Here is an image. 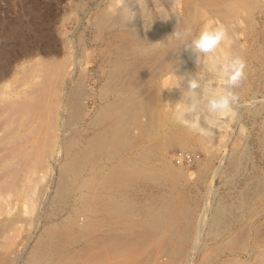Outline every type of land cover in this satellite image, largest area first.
Segmentation results:
<instances>
[{
    "label": "rangeland",
    "instance_id": "obj_1",
    "mask_svg": "<svg viewBox=\"0 0 264 264\" xmlns=\"http://www.w3.org/2000/svg\"><path fill=\"white\" fill-rule=\"evenodd\" d=\"M114 1L117 2L116 6H119L123 3L126 4L127 9L131 14L130 19L132 22H134L136 31L139 36H142H140L141 38L146 41L156 40L158 43L160 41L168 43L162 48L159 45L158 47H155V50L157 49L156 53L158 52L157 56L156 54H154L155 56L153 57L137 56V58L139 57V60L135 55L132 56L129 54L127 56L128 58H125L126 61H123V67H116L118 68L117 70L119 73H116L115 79L109 82V85L107 86L105 85L106 74H108L107 72L112 73L116 72L117 70L115 71V68L112 69L110 66L111 62L106 60L101 61V59H103L101 58L102 56L99 55V50L102 48L100 43L101 35L97 33V28L95 29V26L99 12L102 13L105 9H108L110 5L108 6L107 3H114ZM114 1L0 0V61H4L5 64L9 61L14 63V55L17 54V52H19L23 46H27L28 41L30 43L33 42L35 45L40 44V48L45 46L46 43V45L50 46L51 43H54L56 39V41L60 42L62 39H65L68 36L67 39L71 40V43H74L75 45V69L72 81L67 82V91H69L70 87L74 85V79L75 82H77L79 79H82V76L84 79L82 80L85 82L86 86L85 95L80 101L84 106L83 110L85 112L83 111V117L77 122H73L69 117V113L72 109L71 101H65L66 108L64 117L68 118V122L70 120L71 121L69 124L63 127V133L59 135V153L53 158L52 166L50 168L45 167V169L42 166L43 162L39 164L38 161L35 165L36 169L34 171H25L27 172L26 177H28L24 183L21 182L22 184H17L15 180V184H17L19 188L21 187L19 191H16L13 186L7 187V185H5L6 182H3L4 179L5 181L8 180V178L7 180L4 178L8 176L6 175V171L8 174V169H11V171L14 170L16 172H14L16 175H18V173L21 174L23 167L25 166V161L28 162L29 158L27 160L22 159L21 162L19 161L18 163L15 162L16 164L14 163L12 166H10L9 163V168H7V162L4 166L0 165V224L3 228L0 229V252H3L2 254L0 253V264H48L49 261V264H111V262L114 263L116 260V264H126L127 259L131 256H138V259L142 260L147 255L149 257L151 253H155V257L153 256V259H157L159 257L157 263L161 264L162 262H166V260L170 257L169 253L172 254V251L177 245L180 244L179 242H181V244L183 243L182 245L185 247V250L188 248L184 256L186 257L188 254L189 257L191 255L193 257L189 264H263L264 0H259L258 4H251L252 6H246L243 4V2H239V0ZM237 2L239 4H237ZM165 9H168V11L172 13V15H170L167 20H163L166 19V16L161 15L162 10ZM217 22L222 23L227 28L229 36L232 39V46L225 48V46L221 45V47L218 48L217 52L215 53V58L219 59L225 55L235 54V56L238 55L245 61V76L240 81L239 85L233 89V91H235L239 96V104L234 106L235 114L225 117L223 126L219 130L214 131V134L207 137L208 139L206 146H204L205 148L202 145H198L197 143L193 142L192 140L188 141L187 144L183 146L181 143L171 140L172 137L162 134L164 133L165 129L162 130L159 127L157 128L156 125H154V127H150L152 124L149 117L147 116L148 114L146 107L144 106V104L148 105L147 98L143 96L147 95L149 98L148 101H151L157 97V91L161 87L160 84L163 82L164 84L166 83V86L171 84L169 83V79L173 77V74L170 66L173 63V59L178 57L183 67V72L182 74H179V79L182 81L184 91L180 93L181 90L178 89L180 98L178 96L177 101L181 103L185 102L189 106L193 107V111L187 113L186 118L191 119L197 115H200L201 109L203 107L201 89L197 88L195 90H190L188 88V80L198 77H208L215 79L218 87L223 86V83L222 81L216 79L213 73L206 72L204 65L199 62L197 64L195 54L184 45L186 43H190L191 40L196 35H198L204 27H215ZM175 29L181 33H185L186 29H190V31L186 32L182 39H177L171 35ZM28 33L30 38H27L26 36ZM60 33L61 35H59ZM95 34L98 35L97 38ZM153 34L154 36H152ZM62 36H64V38ZM42 37L45 38L43 39ZM47 38L50 39L48 40ZM162 52L165 53V55ZM147 57L153 59H148ZM211 60V56L204 58V64H207ZM125 63L127 65H125ZM84 73L86 74L84 75ZM120 75L122 76L121 78L119 77ZM80 76L81 78H79ZM18 81L19 80L15 79L13 82L14 84L11 81L10 82L15 86ZM115 81H118L117 87H114L116 85ZM119 81L122 82V84ZM128 82H130V84ZM12 84L8 88L12 87ZM130 86L131 89H129ZM123 87L125 89L120 90ZM103 89L108 91V93ZM111 89H113V91ZM119 90L122 94L126 93L124 95L126 99L131 97L135 98L134 103L125 105L122 112L123 114L120 118L121 122L119 121L120 124H122L121 132L126 134V142L123 141L121 144L120 155L122 159H127V162L129 161L128 167L131 169L130 174L127 176L129 179L126 177L127 182L121 186V189L126 192L122 198L125 199L126 196L129 197L135 206L137 205L136 207H144L150 203L159 205V203L169 200L174 202V204L177 203L176 207L178 209H183L186 211L184 212L180 210V215L178 214L179 217L177 216L178 221L176 219L172 220L173 222L171 223L173 224L171 227L169 226V228L162 230L164 232L161 233H165V236L164 234L160 235L161 239L160 237H158L159 239L157 238L159 242L154 240L156 243L155 246H157L155 247L153 245L154 243L148 245V248L146 247L144 250L148 251V253L143 251L141 254H139L140 256L136 252H139L138 249L142 248L135 247V249H130L128 247L129 245L123 246L119 251H112L111 254L104 252L106 250L104 245L97 246L100 249L93 247L92 250L94 251L86 250L85 248V244L88 243L89 245V243H92L91 240L93 239H90L91 236L93 238L95 235L100 234V228L96 230L90 229L85 223L87 220L89 221V219L91 220L96 216L98 217L102 215L101 205L96 202H99V198L101 199L100 195L104 194L105 190L103 182H101L103 185H101V183H97L95 187L93 184V180L95 178L93 173L98 167L99 169L103 167L101 164L107 168L108 166L110 167L112 162H114L113 157L111 156L109 158L99 153H96L95 156L94 150H92L94 151L93 154L91 150H89L90 153H87L89 152L88 149L90 148L89 142L97 128L103 126L104 123L110 124L108 121L109 118L107 117H111V115L104 116L102 112L109 101H111L113 98V92ZM136 92L139 93L137 94ZM129 93L132 94L129 95ZM140 93L142 94L141 97ZM155 93H157V95H155ZM134 94L135 96H133ZM172 104L173 103H170L169 106L171 107ZM172 108L173 107H171V109ZM103 118L108 120H101ZM99 120L104 123L100 122ZM111 120L112 119H110V121ZM201 123L203 125V119H201ZM144 125H146V128H150V133L152 134L150 137H147L145 133L140 130L145 128ZM126 129L129 130L128 133ZM164 135L167 138L164 137ZM89 136L91 138H89ZM62 137H65V140ZM87 138L89 139V142L87 141ZM68 139L72 141L71 153H73V157H75V159L81 158L80 160L82 161V166L79 170L80 177L77 174L76 181H74V174H71L72 171L67 173V179L64 181H61V176L59 174L61 165L64 163V161H67V159L70 161L71 159V155H68L67 152H64L66 151L64 143H66ZM137 142L139 144H137ZM85 145L88 146L86 147ZM143 148H145L144 151H141ZM6 149V147L0 146V162L4 159V157H6ZM79 152H82L81 155ZM88 154H90V157L92 155L94 156L90 158ZM136 154L138 155L137 158ZM96 158L100 161L102 160L100 164H98L100 161L95 162L97 160ZM134 158L141 159L135 161ZM84 160L87 162L86 165H84ZM88 160L90 162H88ZM140 160L143 162H139ZM93 162L94 164H92ZM140 163L142 165H140ZM137 165L139 166L137 167ZM132 166L135 167L132 168ZM155 166H157V169ZM172 166L176 171H179L184 175L179 179H175L174 176L171 178V175H169L170 172L166 174L167 172L164 170H166L165 167L171 168ZM91 167L93 170H91ZM151 167L154 169L153 173L149 175L150 173H147L148 171L145 170L151 169ZM160 167H163V170L160 169ZM143 168H145V170ZM89 171L91 172V175H89ZM163 171L166 173L163 174ZM82 179H87V181L90 182H85L83 186ZM64 183H66L67 188L64 187V190L61 192V186ZM160 194L161 196H159ZM166 194L168 195L167 198ZM179 198L182 199L183 202H180L182 200ZM184 201L188 204H186ZM90 203L93 205H90ZM261 203L263 204L261 205ZM94 204H96V206ZM86 207L88 208L86 209ZM259 210L261 212H259ZM254 212L256 213L255 215ZM181 215H183V217ZM141 216L142 215L137 212L134 215V218L140 219ZM185 216L186 219H183ZM187 218L189 221L192 220V222L196 225V229L197 227L200 228L201 226V235L199 233L197 240H194L196 243L193 244L192 240L190 242V238L189 241H176V239L180 238L178 233L183 232V229L186 230V222L188 221ZM8 221L9 225H7ZM198 221L200 222L198 223ZM176 224L177 226H175ZM82 226L87 228L84 233L82 232ZM49 229H53V235H48L47 231ZM94 231L96 233H94ZM168 232H174V235L173 233L170 235ZM169 235L171 237H169ZM254 235H256V238ZM238 236L242 239L245 237L244 239L246 242L242 240L241 244L245 245L244 248L246 249L244 251L246 252H243L242 249L238 248V241L241 240ZM233 237H236V240H233ZM49 238L51 239L49 241H53L52 244L46 240ZM252 240L254 242H252ZM42 241L44 243L49 242L48 248L45 247V250L47 251L48 249V251L45 253H43L39 248ZM256 241H258V246ZM251 243L253 244L251 245ZM161 244H167L166 246L168 249L164 245L163 248ZM232 244H236V246H233ZM193 245H196L195 251H192L194 249H191L193 248ZM171 246L174 248L172 249ZM227 247L232 248L228 249ZM233 247L238 250L233 249ZM162 251L166 254H164ZM259 251H261L262 254ZM99 252L101 254H97ZM247 252L249 258L246 255ZM102 254L104 256L101 257ZM236 257H238V259ZM259 258L262 261H260ZM205 260L207 262H205ZM100 261L102 263H100ZM157 263L154 260L153 264Z\"/></svg>",
    "mask_w": 264,
    "mask_h": 264
},
{
    "label": "bare ground",
    "instance_id": "obj_2",
    "mask_svg": "<svg viewBox=\"0 0 264 264\" xmlns=\"http://www.w3.org/2000/svg\"><path fill=\"white\" fill-rule=\"evenodd\" d=\"M112 1H114V0H112ZM118 1L120 2V0H118ZM234 1H236V0H234ZM240 1H241V3L243 2V4H245L246 6H248V5L252 6L253 4L254 5L255 4H258V2H259V0H239V2ZM111 3L112 2H110V4H109V2L107 3V5L108 6L110 5V6L108 7V9H105L106 11L104 10L105 12L104 11L102 13L99 12V15H98L97 21H96V26H95V29L97 28V33L99 35H101V37H100V43L102 45V48H100V50H99L100 51L99 55H101L102 56L101 58H103V59H101V61L102 60H104V61L106 60L108 62H111V65L110 66L112 67V69L115 68V71H116L119 67H121V68L123 67V65H122L124 63L123 61L125 60V58L129 54L132 55V56L135 55L136 58H137V56H141V57L142 56L143 57L144 56H150V57H153V56H155L154 54H156V56H157V53L158 52L156 53V50L157 49L155 50V47H158V45L161 46V48L162 47H165L168 42L166 43L164 41H160L158 43L156 40H152L151 39L152 41H146L143 38H141L142 36L140 35L141 36L140 37L138 35L137 31H136V26L134 25V22H132V20L130 19L131 18V16H130L131 14H130L129 10L127 9L126 4L123 3V4L119 5V6L118 5L116 6L117 2L114 1V3H112V4ZM237 4H239V3L237 2ZM248 9H250V8H248ZM93 21H94V19H93ZM29 28H31V27H29ZM63 32H64V30H63ZM55 35H57V34H55ZM59 35H61V33ZM95 35H96V38H97L98 35L97 34H95ZM26 36L28 38L29 37V33ZM52 36H53V34H52ZM152 36H154V34ZM54 37H56V36H54ZM62 37L64 38V36H62ZM67 37L65 39H62V41H60L61 43L59 41H56L57 40L56 39L57 37H56L55 38L56 40H55L54 43L51 41L53 44L51 43V45L49 46V45H46L47 44L46 43L45 46L40 47V48H39L40 44L39 45H35L32 41H31L32 43H30L28 41V45L27 46H23V48L20 49L19 52H17V54L14 55V63H12V61H9V62H7L5 64L4 61L3 62L0 61V146H4V147L7 148L6 149L7 150L6 157H4V159L1 161L3 163L0 162V165L4 166L5 163L7 162L8 163V167L7 168H9L15 162L18 163L19 161L21 162L22 159L27 160L29 158L28 162L25 161V166L23 167V170H22V173L21 174L18 173V175H16L15 174L16 172L14 170L11 171V169L10 170L8 169V174H7V171H6V175H8V176L7 177H4V178H6V180L8 178V180L5 181V179H4L3 182L4 183L6 182L5 185H7V187L8 186H10V187L13 186L16 191H19L20 188H21V187L19 188V186L17 184L18 183H21V182L24 183L26 181V178L28 177V176L26 177L27 172L34 171L36 169L35 168V165L37 164L38 161H39L38 162L39 164L41 162H43V165L42 166L44 168L45 167L50 168L52 166V160H53V158L56 156V154L59 153L58 152V149H60V148L58 146V142H59V139L58 138H59V135L63 133L62 132L63 127H65L67 124H69V122L71 120L73 122L74 121L77 122L80 118L83 117L84 112H85L83 110L84 106L80 102L81 101V98H83V96L85 95V92H86V90H85V87L86 86H85V82L83 81L84 80L83 79V76L81 75L83 80L82 79H79V81L75 82V79H74V81H73L74 82V85L72 87H70L69 91H67V82L68 81L69 82L72 81L73 74H74V69H75V50H74V46L75 45H74V43H71V40L67 39ZM42 38L44 39L45 37H42ZM69 38H71V37H69ZM144 38H145V36H144ZM58 39H59V37H58ZM52 40H53V37H52ZM49 42H48V44H49ZM72 42H73V40H72ZM176 44H178V43H176ZM176 44H174V45H176ZM158 50H159V48H158ZM163 51H164V49H163ZM163 54L165 55V53H163ZM188 54H190V53H188ZM218 56H219V54H218ZM137 59H139V57ZM137 59H135V60H137ZM148 59H153V58H148ZM133 61H134V59H133ZM104 63H106V62H104ZM126 63H128V62H126ZM126 63H125V65H127ZM181 64L182 63H180V60L178 59V57L176 59H173V63L170 66V69L172 70V74H173V75L171 74L173 77H171L169 79L170 80L169 83H171V84L168 85V83H167L168 86H166L165 85L166 83L164 84V82L162 81L163 83L160 84L161 87L160 88L158 87L159 88V90L157 91L158 95H157V93H155V95H157L156 98L154 97L155 99H153L151 101H148L149 98L147 97V95H146L147 92L145 91L146 92V94H145L146 96H143V97H146L147 98V104H148V105L144 104V106L146 107V110H147V114H148V115L147 114L146 115L149 117V119L151 121V124L152 125H150V127H154V125H156L157 128L159 127L162 130L165 129L164 133H162V134H166L169 137H172L171 140L177 141L178 143H181L183 146L185 144H187L188 141L192 140L193 142L197 143L198 145H202L204 147L207 144V139L208 138L200 137L196 133L191 132L184 125H182L179 122H177L173 118V115H172V113L174 111V107H175L174 105L176 103H178V101H177L178 100L177 97L179 96V94H178L179 90L178 89L181 90L180 93H182L184 91V88H183V85H182V81L179 79V74H182V72H183V67H182ZM120 65H122V66H120ZM136 65H138V64H136ZM116 67H118V68H116ZM117 72L119 73L118 70L116 72H112V73L107 72L108 74H106V81H105L106 84L105 85L108 86L109 85V82H111L112 80L115 79ZM85 74L86 73H84V75ZM175 74L178 77L174 76ZM121 75L119 76L120 78L122 77ZM81 76L79 78H81ZM124 78H125V76H124ZM163 78H165V77H163ZM15 79L16 80H19V81H18V83L16 82L17 84L14 86L13 85L14 84L13 82H14ZM177 79H179L181 81L180 86L179 87L172 88L173 86L176 85ZM163 80L166 81L165 79H163ZM117 82H116V85L115 86L113 84L114 87H117L118 86L117 85ZM120 83L122 84V82H120ZM128 83L130 84V82H128ZM128 83H126V84H128ZM11 84H12V87L8 88ZM86 85H87V83H86ZM135 85H137V84H135ZM131 86H132V84H131ZM131 86H130L129 89H131ZM124 87L121 88L120 90L125 89ZM186 87H187V85H186ZM103 88H104V86H103ZM127 89H128V87H127ZM111 90L113 91V89H111ZM120 90L119 91H116V92H113L114 93L113 94V98L111 99V101H109V103L107 104V106L104 108V110L102 112V114L104 116L105 115L106 116L107 115H111V117H107V118H109V120L108 119H104V118L101 119L103 121L108 120L110 122V124L104 123V122H102V121L99 120L100 122L104 123L103 126H100L99 128H97V130L95 131L94 135L92 136V139H90V142H89V139L87 138V141L90 143V145L88 144L89 147H90L88 149V151L89 150H91V151L94 150L95 151V156H96V153L102 154L103 156H106V157H109V158L111 156V157H113L114 162H112V164L110 165V167L108 166L109 168L107 167L108 169L106 167H104L103 164H101L103 166V167H101V169H99V167H98L97 170H95V168H94L95 172L93 174H94L95 178L93 180L94 181L93 184L96 187V184L97 183L99 184V183L103 182V184L105 186V190H104V194L101 193L102 195H100L101 196V199L99 198V202H96L95 201L96 203H98L99 205H101V213H102V215H100L98 217L96 216V217H94L91 220L88 218L89 221L87 220V222L85 223L86 226L88 228H90V229H95L96 230V229H99L100 228L99 229L100 230V234L95 235L93 238L91 236L90 239H93V240H91L92 243H89V245H88V243L85 244L86 245L85 248H86V250H92L93 247L98 248L97 246L104 245L106 247V250L105 251L103 249L102 250L104 252H106V253L108 252V253L111 254L112 251H119L123 246L129 245L128 247L130 249L131 248H134L135 249V247L142 248V249H138L139 252L138 251L136 252L139 255V254H141L146 249V247L148 248V245H151V244L154 243L153 245L155 246L156 243L154 242V240L155 241H158L157 238L160 237V235H163L164 234V236H165V233H161V232H164L162 230H165V228H169V226L171 227V225L173 224V223H171V222H173L172 220H175V219L177 220L178 214L181 211H184V212H186V211L183 210V209H178L176 207V204L177 203L174 204V202L169 201V200L164 201L162 203H159V205L158 204L155 205V203H150L149 205H145L146 207L143 205L144 207L140 206L141 207L140 208V207H136L137 205L135 206V204L133 203V201L131 199H129V197L126 196L125 199L122 198L126 192H124L121 189V186H123V184L127 182V178H128L127 176L130 174L131 169H129L130 167H128V164H129L128 162L129 161L127 162L126 161L127 159L126 160L125 159H122L121 158V155H120L121 144H122L123 141H125V138H126V134H123L121 132V125L122 124H120V122H121L120 121V118H121V116L123 114L122 112H123V109H124L125 105H129L131 103H134V99L135 98H132L131 97V98L126 99L124 97V95L126 93L125 94H122L120 92ZM109 91H110V89H109ZM105 92L108 93V91H105ZM139 92H141V91H139ZM130 94H132V93H129V95ZM133 96H135V94ZM141 96H142V94L140 95V97ZM126 97H127V95H126ZM179 98H180V96H179ZM66 100H68V101L70 100L71 101V104H72V109H71V111L69 113V117H70L71 120L69 122H68V118L67 117H64L65 108H66L65 103L67 102ZM139 100H140V98H139ZM179 101H180V99H179ZM143 103H145V102H143ZM170 103H173L172 104L173 106L171 105V107H173L172 109L169 106ZM102 116H100V117H102ZM110 119H112V120L110 121ZM123 125H128V124H123ZM140 126H141V124H140ZM144 126H145V128H142L140 130H142L147 137H150L152 135L150 133L151 132L150 128L149 127L146 128V125H144ZM153 129H156V128H153ZM126 130H124V131H126ZM128 131L129 130H127V133H128ZM129 134H128V136H129ZM160 136H163V135H160ZM164 137H166V136L164 135ZM89 138H91V137L89 136ZM167 140H169V139H167ZM71 142L72 141L68 139L67 142L64 143L65 150H66L64 152L65 153L67 152L68 155H71L70 156L71 159H70V161L68 159H67V161L65 160L64 163L61 165V169H60V172H59V174L61 176V181H64V180L67 179L66 178L67 177L66 175H68L67 173H69L70 171H72L71 174L72 173L74 174L73 175L74 178H75V180L73 179L74 181H76L77 174L80 177L79 170H80V167L82 166V161L80 160L81 158L75 159V157H73V153H71V149H72L71 148L72 147V143ZM137 144H139V143L137 142ZM88 145H85V146L87 147ZM144 149L145 148H143V150H141V151H144ZM148 149H146V150H148ZM146 150H145V152H146ZM94 151H92V154H93ZM81 153H80V155H81ZM87 153H90V151L87 152ZM141 154H140V156H141ZM77 156H78V154H77ZM88 156L90 157V154H88ZM92 156H94V155H92ZM137 156L138 155L136 154V158H137ZM143 156H144V154H143ZM146 156H145V158H146ZM82 158H83V156H82ZM93 158H95V157H93ZM99 159H101V158H99ZM139 159H141V158H139ZM139 159H135V161L136 160H139ZM128 160H129V158H128ZM164 160H166V159H164ZM97 161H100V160L97 159L95 162H97ZM101 161L98 164H100ZM88 162H90V161L88 160ZM139 162H143V161L140 160ZM9 163H10V166H9ZM86 163L87 162L85 161V164L84 165H86ZM92 164H94V162ZM107 164H105V165H107ZM134 164H135V162H134ZM53 165H54V163H53ZM140 165H142V164L140 163ZM204 165H206V164H204ZM18 166H19V164H18ZM138 166L139 165H137V167ZM43 167H41V168H43ZM134 167L135 166H132V168H134ZM169 167H165L166 170H164V171H166L167 173L163 171V174L164 173L168 174L170 172L169 173V175H171L170 177L172 178V176H174L175 179L176 178L179 179V178H181L184 175V174H181V172L176 171L175 168H173V166L171 168H169ZM0 168H1V166H0ZM155 168L157 169V166H155ZM162 168L160 167V169H162ZM143 169L145 170V168H143ZM153 169L154 168L151 167V169H148V170L146 169L145 171H148L147 173H150L149 175H151V173H153ZM91 170H93V168ZM25 171H27V172H25ZM134 171H135V169H134ZM18 172H20V171H18ZM81 172H82V168H81ZM157 172H159V171H157ZM158 174H160V173H158ZM89 175H91V172H90ZM15 180H16L17 184H15L16 183ZM159 180H157V181H159ZM82 181H83L82 182L83 183V186H84L85 182H87V183L90 182V181H87V179H82ZM171 181H172V179H171ZM74 183H76V182H74ZM103 184L101 183V185H103ZM72 185H73V183H72ZM61 187H62L61 188V192H62L64 190V187L67 188L66 183H64ZM41 195H42V193H41ZM159 196H161V194ZM167 197H168V195L166 194V198ZM164 198H165V196H164ZM152 199H153V197H152ZM180 200H182V199H180ZM91 201H93V200H91ZM180 202H183V200L180 201ZM171 203H173V204H171ZM185 203L188 204L187 202H185ZM262 204L263 203H261V205ZM90 205H93V204L90 203ZM94 205L96 206V204H94ZM87 208L88 207H86V209ZM179 208H180V206H179ZM92 210H93V208H92ZM137 212L142 215L140 219L134 218V215ZM188 212H189V210H188ZM191 212H190V214H191ZM259 212H261V211L259 210ZM257 213H258V211H257ZM255 214L256 213L254 212V215ZM236 215H237V212H236ZM250 215H251V213H250ZM181 216L183 217V215H181ZM252 216H253V214H252ZM183 219H186V216ZM1 220H3V219H1ZM187 220H188V218H187ZM248 221H250V220H248ZM199 222L200 221H198V223ZM4 224H3V226H4ZM7 225H9V221H8V224ZM1 226L2 225L0 224V229L2 228ZM175 226H177V224ZM78 227H79V225H78ZM182 228H183V226H182ZM200 228H201V226H200ZM200 228L197 227V229H196V225L192 222V220H190V221L188 220L186 222V228H185L186 230L183 229V232H179L178 233L180 235L179 236L180 238L179 239H176V241L177 240H180V241H183V240L184 241H189V238H190V242L192 240V244L193 243H196V242H194V240H197V237L199 236V233L201 235ZM86 229L87 228L83 227L82 228V230H83L82 232L84 233L86 231ZM195 229H196V231H195ZM258 229H256V230H258ZM52 230L53 229H49L47 231V233H48L49 236L54 234V231H53V234H52ZM238 231H240V230H238ZM63 232H65V231H63ZM174 232H172L173 235H174ZM94 233H96V232L94 231ZM94 233H92V234H94ZM168 233L170 235L172 234L170 232H168ZM245 234H247V233H245ZM0 235H1V232H0ZM170 235H169V237H171ZM242 236H244V235H242ZM255 236L256 235H254V237ZM259 236H261V235H259ZM59 237H61V236H59ZM236 237H233V240L234 239L236 240ZM46 238H48V237H46ZM231 238H232V236H231ZM244 238L245 237H243V239L239 237V239H241V240L238 239L239 240L238 241L239 242V247L238 248L242 249L243 252H246V251H244L246 249V248H244L245 245H242L241 244L242 240L245 241ZM160 239H161V237H160ZM46 240L49 241L51 239L49 238V239H46ZM56 240H58V239H56ZM150 240H152V241H150ZM244 241H243V243H244ZM49 242H51V241H49ZM49 242H45L44 243L42 241V243L40 244V247L39 248H40V250L43 253H45V252L48 251V249H47V251L45 249L48 248ZM52 242H51V244H52ZM252 242H254V241L252 240ZM256 242H257V246H258V241H256ZM179 243L180 244L177 245L176 248L172 251V254L169 253L170 257L169 258L167 257L168 259L166 260V262L165 263L162 262L161 264H189L190 260L193 257H192V255L189 257L188 254L185 257L184 254H186L185 252L188 250V248H187V250H185V247L182 245L183 243L182 244H181V242H179ZM185 243H187V242H185ZM228 243H230V242H228ZM3 244H1V245H3ZM252 244L253 243H251V245ZM163 245L161 244V246H163ZM166 245H164V246L167 248ZM164 246H163V248H164ZM233 246H236V244L233 245ZM41 247H43V248H41ZM187 247H189V246H187ZM197 247H199V246H197ZM173 248L174 247H172V249ZM229 248H232V247H229ZM98 249H100V248H98ZM152 249H155V248H152ZM191 249H194L192 251H195L196 245H193V248H191ZM233 249L238 250V249H236L234 247H233ZM260 249H262V248H260ZM242 250H240V251H242ZM257 250H259V249H257ZM52 251H51V253H52ZM92 251H94V250H92ZM96 251H97V249H96ZM229 251H231V250H229ZM144 252L148 253V251H144ZM162 252H160V253H162ZM259 252L261 253V251H259ZM97 254H101V253L99 252ZM116 254H118V253H116ZM164 254H166V253H164ZM234 254H233V256H234ZM154 255H155V253L154 254L151 253V255H149V257H148V255L145 256L147 258L144 257V259H142L143 261L142 260H139L138 259V256H131V257H129L127 259V261L125 259V261H126V264H153L154 263V260L156 261V263H157V260H159V257L157 259L156 258L153 259V256ZM246 255L248 257V252L246 253ZM102 256H104V255L102 254L101 257ZM116 257H117V255H116ZM37 258H36V260H37ZM236 258L238 259V257H236ZM256 258H257V256H256ZM253 259H254V256H253ZM259 260H260V258H259ZM262 260L264 261V259H262ZM262 260H260V261H262ZM247 261H249V260H247ZM260 261H259V263H260ZM49 262H48V264H49ZM54 262H55V260H54ZM102 262L104 263L103 260H102ZM102 262L100 261V263H102ZM105 262H106V259H105ZM205 262H207V261L205 260ZM241 262H239V263H241ZM114 263L111 262V264H114ZM205 264H207V263H205Z\"/></svg>",
    "mask_w": 264,
    "mask_h": 264
},
{
    "label": "clouds",
    "instance_id": "obj_3",
    "mask_svg": "<svg viewBox=\"0 0 264 264\" xmlns=\"http://www.w3.org/2000/svg\"><path fill=\"white\" fill-rule=\"evenodd\" d=\"M161 15L166 16L167 20L171 12L168 9L162 10ZM190 31L186 29L185 33ZM185 33L176 29L171 34L177 39H182ZM232 39L229 36L227 28L217 22L215 27H204L190 43L184 46L195 54L196 63L204 65L206 72L213 73L216 79L222 81L223 86L218 87L216 80L206 77L192 78L188 80V88L195 90L201 89L203 107L201 114L194 118H186V114L193 111V107L185 102L175 104L172 113L173 118L188 128L191 132L200 137L207 138L219 130L224 123V118L234 115V106L239 104V96L233 89L239 85L245 76V61L240 56L225 55L220 59L215 58V53L221 45L230 47ZM212 57V60L204 64V58ZM176 77H178L175 74ZM203 82V83H201ZM181 81L177 79L174 87H179ZM201 119L204 123L202 125Z\"/></svg>",
    "mask_w": 264,
    "mask_h": 264
}]
</instances>
